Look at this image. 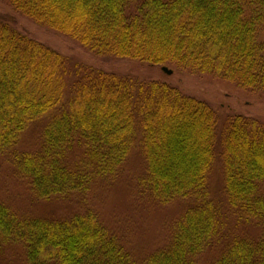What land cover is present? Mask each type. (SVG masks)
<instances>
[{
	"label": "trees",
	"instance_id": "obj_1",
	"mask_svg": "<svg viewBox=\"0 0 264 264\" xmlns=\"http://www.w3.org/2000/svg\"><path fill=\"white\" fill-rule=\"evenodd\" d=\"M7 1L97 55L215 74L264 91V0ZM68 66L64 55L0 17V154L29 123L52 113L40 150L10 155L37 196L86 192L137 145L146 162L144 191L160 203L193 200L174 221L169 241L140 264H196L223 235V214L207 186L218 145L237 223L264 228L261 122L235 115L218 132L217 114L204 100L168 82L92 67L73 72L72 95L62 107ZM75 149L79 155L66 161ZM228 239L212 264H264V230L256 239ZM12 242L22 243L27 264H137L91 211L63 220L21 218L0 202V253Z\"/></svg>",
	"mask_w": 264,
	"mask_h": 264
},
{
	"label": "rangeland",
	"instance_id": "obj_2",
	"mask_svg": "<svg viewBox=\"0 0 264 264\" xmlns=\"http://www.w3.org/2000/svg\"><path fill=\"white\" fill-rule=\"evenodd\" d=\"M0 17L8 20L18 31L64 55L72 72L66 77V91L61 106L67 105L72 95L70 84L73 72L90 67L128 76L136 81L168 82L183 93L207 102L217 114V131H223L231 117H251L264 125V91L241 87L215 74L195 72L186 68L168 66L167 75L160 67H149L135 60L97 55L75 40L36 23L15 10L7 0H0ZM264 38V28L260 32ZM53 112V111H52ZM52 113L29 123L15 145L0 154V202L6 204L18 217L63 220L74 214L91 211L114 234L137 264L150 252L164 246L170 239L175 220L192 204L189 197H177L160 203L140 186L146 162L139 146L134 145L126 159L110 175L97 178L84 193L71 192L41 198L31 190L28 181L19 175L10 163L12 152H36L42 145L44 125ZM215 159L209 172L207 186L209 199L217 205L224 221L223 235L199 253L196 264H212L223 252L230 235L258 238L264 228L253 222L239 224L234 210L226 200L221 147L217 145ZM80 151L67 156L72 162ZM264 196V181L260 185ZM141 260V261H140ZM0 264H27L24 247L12 242L0 253Z\"/></svg>",
	"mask_w": 264,
	"mask_h": 264
},
{
	"label": "water",
	"instance_id": "obj_3",
	"mask_svg": "<svg viewBox=\"0 0 264 264\" xmlns=\"http://www.w3.org/2000/svg\"><path fill=\"white\" fill-rule=\"evenodd\" d=\"M161 70L163 71V72H165L167 75H171L172 74V70L170 69V68H168L167 66H162L161 67Z\"/></svg>",
	"mask_w": 264,
	"mask_h": 264
}]
</instances>
